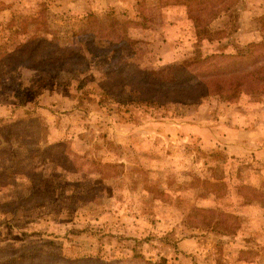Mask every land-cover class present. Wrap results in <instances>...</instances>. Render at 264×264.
<instances>
[{"label": "rangeland", "instance_id": "374dc122", "mask_svg": "<svg viewBox=\"0 0 264 264\" xmlns=\"http://www.w3.org/2000/svg\"><path fill=\"white\" fill-rule=\"evenodd\" d=\"M38 14L54 53L91 14L138 22L128 69L163 83L264 41V0H0V60ZM82 48L80 66L0 70V264H264V87L125 110Z\"/></svg>", "mask_w": 264, "mask_h": 264}, {"label": "trees", "instance_id": "16d2710c", "mask_svg": "<svg viewBox=\"0 0 264 264\" xmlns=\"http://www.w3.org/2000/svg\"><path fill=\"white\" fill-rule=\"evenodd\" d=\"M41 19L40 14L17 18L20 27L28 25L30 21L29 25L34 28L31 34H28V38L18 43L4 61L0 60V70L4 69L5 73L10 74L22 68L48 69L54 65H62L66 57L67 59L72 57L76 65L80 66V63L86 61L80 50L83 47L87 55L107 64L101 89L110 97L120 99L118 105L125 110L132 105L154 104L164 108L182 102L195 104L210 96L211 92L226 93L223 90L230 87L252 96L258 93L260 87H264V41L257 45H247L235 53H226L224 49L222 52L194 59L191 62V70L185 69L191 71L190 76L178 78L177 73L173 82L163 83L150 74L132 72L128 69L126 26L141 27L138 22L130 20L121 24L105 17L104 20L108 22L106 25L102 18H96L91 14L87 16L86 22V29L90 34L83 42V46L77 41L76 48L72 46L54 53L49 48V43L38 34L40 27L43 25L45 27ZM114 24L118 25V30ZM211 33L219 34L209 30L204 32L205 35ZM95 39L97 42L94 44ZM102 40L107 42L101 43ZM105 51L107 56L101 54Z\"/></svg>", "mask_w": 264, "mask_h": 264}]
</instances>
